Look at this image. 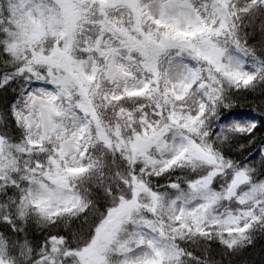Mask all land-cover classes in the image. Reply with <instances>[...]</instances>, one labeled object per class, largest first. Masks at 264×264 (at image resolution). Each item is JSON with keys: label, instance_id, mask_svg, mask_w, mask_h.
I'll return each mask as SVG.
<instances>
[{"label": "snow or ice", "instance_id": "1", "mask_svg": "<svg viewBox=\"0 0 264 264\" xmlns=\"http://www.w3.org/2000/svg\"><path fill=\"white\" fill-rule=\"evenodd\" d=\"M0 264H264V0H0Z\"/></svg>", "mask_w": 264, "mask_h": 264}]
</instances>
